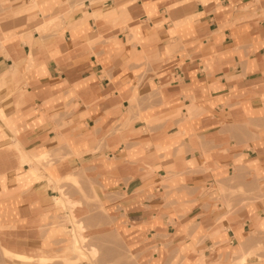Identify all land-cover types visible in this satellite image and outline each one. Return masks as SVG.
Segmentation results:
<instances>
[{
  "label": "crops",
  "instance_id": "0c3cea01",
  "mask_svg": "<svg viewBox=\"0 0 264 264\" xmlns=\"http://www.w3.org/2000/svg\"><path fill=\"white\" fill-rule=\"evenodd\" d=\"M78 173L141 264H264V0H0L1 247Z\"/></svg>",
  "mask_w": 264,
  "mask_h": 264
},
{
  "label": "rangeland",
  "instance_id": "374dc122",
  "mask_svg": "<svg viewBox=\"0 0 264 264\" xmlns=\"http://www.w3.org/2000/svg\"><path fill=\"white\" fill-rule=\"evenodd\" d=\"M43 154L47 156L37 155L35 160L39 163L41 159L44 160L43 165L50 163L48 153ZM55 180L51 187L57 197L64 199L65 206L53 201L54 207L38 223V241L44 251L29 254L34 256V260L26 264H141L112 222H109V226H102V217L106 213L83 174H68ZM78 234L84 236V241L74 243L73 235ZM38 255L47 256L49 259L39 262L36 259ZM19 261L4 255L0 245V264H18Z\"/></svg>",
  "mask_w": 264,
  "mask_h": 264
},
{
  "label": "bare ground",
  "instance_id": "6f19581e",
  "mask_svg": "<svg viewBox=\"0 0 264 264\" xmlns=\"http://www.w3.org/2000/svg\"><path fill=\"white\" fill-rule=\"evenodd\" d=\"M26 161V160H25ZM26 164V163H25ZM51 191V190H50ZM55 196V195H54ZM54 201L56 202V203H59L61 206H65V201H64V199L63 198H61V197H54ZM71 212V211H70ZM67 213V212H66ZM68 215V214H67ZM78 223V222H77ZM76 223V224H77ZM82 226V225H81ZM80 229H82V228H80ZM72 230H73V228H72ZM76 230H77V228H76ZM78 230H79V227H78ZM74 232V231H73ZM78 233V232H77ZM80 233V232H79ZM73 238H74V243H78L79 241H84V236L83 235H80V234H78V235H73ZM80 246V245H79ZM2 251H3V254L4 255H9V256H12L13 258H15V259H17V260H21V261H25V262H31V261H33L34 260V256H32V255H27V254H20V253H16V252H13V251H11L10 249H8V248H6V247H2ZM44 250L41 248V249H39V253H42ZM38 253V254H39ZM81 254H83V253H81ZM36 259L40 262H44L45 260H48L49 259V257H47V256H43V255H38L37 257H36Z\"/></svg>",
  "mask_w": 264,
  "mask_h": 264
}]
</instances>
